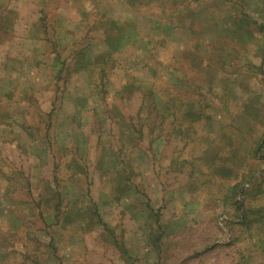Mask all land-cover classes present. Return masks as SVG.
<instances>
[{
    "label": "rangeland",
    "instance_id": "374dc122",
    "mask_svg": "<svg viewBox=\"0 0 264 264\" xmlns=\"http://www.w3.org/2000/svg\"><path fill=\"white\" fill-rule=\"evenodd\" d=\"M153 46L162 117L141 121L142 93L117 92ZM0 264H264V0H0Z\"/></svg>",
    "mask_w": 264,
    "mask_h": 264
},
{
    "label": "trees",
    "instance_id": "16d2710c",
    "mask_svg": "<svg viewBox=\"0 0 264 264\" xmlns=\"http://www.w3.org/2000/svg\"><path fill=\"white\" fill-rule=\"evenodd\" d=\"M138 53H142V57H138L137 56ZM132 55L134 58L132 57L130 62L133 66L132 67L133 70L131 72V75L127 77L126 82L118 90L117 95H121V98H119L121 100L123 97L122 95L131 97V96H134L137 92H141L142 93V103L138 111L137 119L141 121H145L146 119L149 118V115H152V112L155 113L157 118L162 117V115H160V112H159L162 106V104L159 101L160 99L159 94H160V90L162 89L159 86L160 85L159 84L160 72L156 67V64L158 62L157 48L153 46V47H150L149 50L144 52L143 49L138 47V49ZM147 58H150L151 62L155 61L154 67L147 64L146 62ZM117 62H118L117 59L112 58L110 55H106L103 58L97 60L95 69L89 73V74L94 73L93 75L97 74V80H94V79L92 80V77L90 76L91 77L90 84L92 83V91H93V86L97 88L98 90L97 91V117H98V113L100 110L98 107H102L101 110H103L104 112V116L97 118V127H98L99 133L105 130V124L107 120L110 118L109 110L107 109V105H106L107 96L109 95V93L107 92L108 90H106V87L108 86V83H110V80H111L110 77L112 76L113 72L117 69ZM42 66L43 65L41 64V62H38L33 67L39 70ZM26 82L32 83L31 80L23 79L21 81V79L12 77V80L7 82L6 85L16 84L18 86H23L24 83ZM33 85L34 84H32V86ZM64 92L65 91H62L61 94H63ZM64 96L65 95L63 94L62 100L60 102V109L58 110V113L56 116H59L60 114L59 118L63 119V121L69 120L70 118L73 119L74 121L78 120L77 112L80 110L79 109L80 100L78 101L75 100L70 104L73 107L72 114L63 116L62 113L64 112V109H65L64 107L65 104H63L65 103ZM90 97H93V99L96 98L94 97V93H90ZM90 97L84 98V99L90 102L92 100V98ZM55 102H59L58 98H55ZM172 105H173V102L171 101L169 104L171 109H168L169 111L172 110ZM151 110L153 111L151 112ZM94 113L96 114V109L94 110ZM143 114H145V116L142 119ZM142 123L143 122L139 124L141 125V128L137 129L136 132L134 131V137L137 136L136 139H140V138L143 139L142 137L146 136L142 128L143 126ZM139 136L140 138H138ZM59 137L60 136L55 134L53 138L54 140H57V141L52 142L53 138L51 139L50 137H48V134H47L44 140H46V142L49 145L47 146L48 150L51 152H54L52 155L54 157L62 158V156L66 152V148L64 145L62 146L61 144L59 145L58 143ZM54 145H58V146L54 147ZM61 173H62V162L59 163V174H57V176L55 177L57 188L53 190V194H54L53 199H52L53 204L45 205V207H43V210L40 211L41 220L42 222L46 224L47 227L48 226L50 227L58 226L67 219V216H66L65 219L63 220V216H62L66 212L65 209L67 208V206H64L65 212L61 211V207H62L61 200L64 197V191L61 189H58L59 187L58 185L59 177L58 176H60ZM83 215H86L92 221H95L97 220V217H100L97 211L96 204L93 205V208H86L85 213H83ZM104 227H105L104 231L108 232L109 229L106 227V225H104ZM120 248L122 247L120 246Z\"/></svg>",
    "mask_w": 264,
    "mask_h": 264
}]
</instances>
